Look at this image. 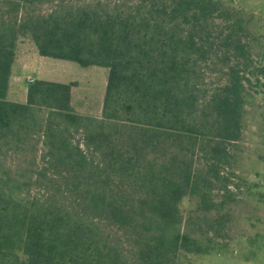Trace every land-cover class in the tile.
Masks as SVG:
<instances>
[{
	"label": "trees",
	"instance_id": "1",
	"mask_svg": "<svg viewBox=\"0 0 264 264\" xmlns=\"http://www.w3.org/2000/svg\"><path fill=\"white\" fill-rule=\"evenodd\" d=\"M22 2L0 0V155L39 135L42 159L69 170L80 208L29 194L34 171L0 163V264H179L182 253H209L181 229L179 204L192 195L199 210L219 206L211 191L228 180L220 172L230 163L227 144L241 135L247 86L251 75L264 78V64L250 66L248 20L221 0H59L44 13H20ZM216 18L225 71L207 86ZM26 34L39 55L106 69L99 117L72 108L73 82L33 79L24 103L6 99ZM78 132L88 152L71 134Z\"/></svg>",
	"mask_w": 264,
	"mask_h": 264
},
{
	"label": "rangeland",
	"instance_id": "2",
	"mask_svg": "<svg viewBox=\"0 0 264 264\" xmlns=\"http://www.w3.org/2000/svg\"><path fill=\"white\" fill-rule=\"evenodd\" d=\"M59 0L52 3L39 0H23L20 13L24 11L44 13ZM66 4L93 6L113 5L118 0H63ZM226 7L241 12L248 20V37H244L251 55L252 65L264 64V0H221ZM211 38L214 41V57L204 69L207 86L218 85L223 78V65L220 62L222 50L219 48L223 23L214 19ZM52 70L43 76L69 79L76 87L75 99H81L84 110L94 114L103 99L106 69L100 66L82 67L72 61L52 60ZM53 63V64H52ZM57 63V64H56ZM61 63L70 65L68 68ZM252 70V68H250ZM56 72V76H49ZM251 75V74H250ZM251 85L246 89V101L242 111V131L239 139L227 144L230 163L221 168L220 174L227 181L228 194L223 182L217 181L211 196L219 206L211 211L199 210L195 196L184 197L179 206L183 214L181 229L200 239L211 248L207 254L182 253L179 264H264V78L257 82L251 75ZM89 115V114H84ZM93 116V115H91ZM100 116V115H99ZM98 116V117H99ZM80 141L82 149H88L82 142V134L71 133ZM39 135L33 136L23 150L4 151L0 163L20 171H34L29 194L42 200L68 205L79 209V201L67 183L69 170L64 166H54L42 159L45 151ZM194 166L204 168V160L198 152L193 155ZM53 164V163H52ZM46 176H36L38 171ZM27 173V172H25ZM28 175H32L28 173ZM125 191L126 187L119 185ZM227 194V195H226ZM230 196L231 198H227ZM221 201H225L220 204ZM108 236L122 241L121 231L115 226L102 222ZM126 247V246H125Z\"/></svg>",
	"mask_w": 264,
	"mask_h": 264
},
{
	"label": "crops",
	"instance_id": "3",
	"mask_svg": "<svg viewBox=\"0 0 264 264\" xmlns=\"http://www.w3.org/2000/svg\"><path fill=\"white\" fill-rule=\"evenodd\" d=\"M52 60H60L63 62L67 61L39 55L30 36L28 34L20 35L16 44L15 58L11 67L6 99L12 102L24 103L26 101L27 83L33 79H44L62 83L70 82L71 80L69 79L63 80L55 77L48 78L47 75H40L44 74V71L45 74H47L46 70L47 72H49L48 70H52L49 68V66H52L50 63ZM60 65L64 66V68H68L70 66L64 63H61ZM48 75L56 76L57 73L50 72ZM74 89H76V87L72 86L70 90V104L72 108L80 114H89L98 117L101 114L102 100L98 110L92 114L89 111L84 110V103L80 98H74Z\"/></svg>",
	"mask_w": 264,
	"mask_h": 264
}]
</instances>
